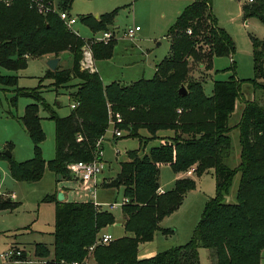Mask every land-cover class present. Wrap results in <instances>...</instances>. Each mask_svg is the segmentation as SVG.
Wrapping results in <instances>:
<instances>
[{"label": "trees", "instance_id": "1", "mask_svg": "<svg viewBox=\"0 0 264 264\" xmlns=\"http://www.w3.org/2000/svg\"><path fill=\"white\" fill-rule=\"evenodd\" d=\"M37 1L47 5L56 0L0 1V66L20 71L31 58H60L70 52L73 67L48 70L46 78L57 88L74 87L71 94L78 106L66 117L51 112L56 128V156L49 163L42 156L45 141L39 105L50 110L39 87L17 89V97L30 98L20 118L34 145V158L18 163L12 156L0 153V160L9 164L11 177L17 182L34 183L44 177L46 168L57 177V184L73 178L69 166L77 162H93L98 142L110 128V111L120 114L123 122L116 127L138 139L141 146L160 139L143 157L139 150L130 151L128 160L107 188H124L129 203L122 206L124 229L128 234L107 245H97L93 258L96 264H202L200 249L210 250L213 264H261L264 251V105L246 101L237 128L240 132V164L230 168L226 160L232 153L229 125L242 96L243 81L234 76L214 83L213 96L204 92L201 79L192 75L193 66L210 70L216 57H233L235 45L222 29L213 13V0H192L179 14L169 33V56L158 66L151 80L124 85H105L98 72L81 66L86 40L70 31L58 13L40 14ZM58 7L67 12L73 0H59ZM117 11L99 16H83L81 22L93 32L108 30ZM245 20L258 18L264 25V0L244 2ZM191 31V33H189ZM116 39L108 45L92 46L95 61L113 57ZM255 76L250 82L254 92L264 91V39L252 38ZM234 70V67H232ZM203 79V78H202ZM72 81H77L72 85ZM0 85L18 86V78L0 76ZM182 87L186 96H180ZM146 131L150 137H145ZM171 136H159L160 132ZM169 166L176 180L172 190L160 194V170ZM195 169L193 178L186 177ZM210 170L216 177V196L209 199L191 240L183 246L161 252L147 259L139 258V248L152 242L156 234L171 235L174 231L160 226L183 204L185 196L196 189V178ZM240 174L237 203L226 202L233 180ZM1 179V175H0ZM58 194L47 196L56 211L53 251L46 244L35 245V257L42 264H73L88 257L103 230L113 226L115 216L90 202H59ZM19 204L0 198V211H14ZM102 233V234H101ZM30 254L22 252L17 262L29 263Z\"/></svg>", "mask_w": 264, "mask_h": 264}, {"label": "rangeland", "instance_id": "2", "mask_svg": "<svg viewBox=\"0 0 264 264\" xmlns=\"http://www.w3.org/2000/svg\"><path fill=\"white\" fill-rule=\"evenodd\" d=\"M57 1L59 0H56L58 5ZM243 2L248 3L247 0H213V13L218 25L229 34L235 45L233 57H216L210 70L198 66L192 68V75L203 80L204 92L208 97L213 96L214 83L217 81H228L235 75L237 79L244 82L242 96L237 101L236 110L229 121L232 128L230 132L232 153L226 160V165L233 169L239 166L241 160L240 132L237 125L245 102L256 99L264 105V91L255 93L250 82L255 76L252 38L264 39V25L255 17L244 19ZM191 3L192 0H73L69 13L71 17L77 18L74 31L81 38L91 40L99 38L102 32H93L81 22L80 18L93 16L97 19L99 16L118 12L113 24L108 26V30L116 34L113 57L109 60L95 61V68L105 85L114 82L129 85L142 79L154 78L157 66L169 56L171 47L169 33L173 30L179 14ZM136 26L141 28L136 38L133 40L125 38L124 33ZM59 59L61 69L73 67V56L70 52L61 54ZM49 60L46 57L31 58L28 60V67L20 71L8 70L0 66V76L18 78L17 87L7 88L0 85V153L10 152L12 158L18 163L34 158L33 142L20 120L27 106L34 104V101L19 96L14 104L13 100L17 97L18 88L39 87L43 99L50 107V110H46L44 105H39V116L42 118L41 124L45 134L41 149L47 163L53 161L56 156V128L55 122L50 119L51 112L59 117H66L73 110L72 105L75 101L71 94L75 92V88L57 89L53 85V80L46 78L50 70ZM77 83L72 81V85ZM115 132V128L111 126L102 139V160L105 164L102 176L106 182L103 184L104 187H98L96 201L102 202L103 205L100 207L111 212L116 220L113 226L107 227L102 233H108L114 239H120L128 235L124 229L125 217L122 212L124 188H107L105 185L117 177L121 164L128 160L127 154L130 151L139 150V154L143 157L152 147L159 146L161 141L160 139L149 140L145 146H141L138 139L127 137L126 131H122L123 136L120 138L116 137ZM141 134L150 137L146 131H141ZM172 134V132L163 131L159 133V136ZM0 175V198L11 199L15 196L16 200L11 199V201L20 205L14 211H0V264H22L17 263V260L6 261L2 258L3 254L13 248L30 254L31 262L23 264H42L44 261L37 259L34 255L35 245L46 244L53 251L56 220L55 204L44 200L47 196L54 195L56 190L59 192L64 190L65 184L57 185V177L49 167L46 168L44 177L39 182H17L11 177L6 160H0ZM194 175L190 176L187 173L186 177L193 178ZM67 182H74L76 186L74 177ZM175 182V173L172 168L162 166L160 185L164 193L172 190ZM239 183L240 174L234 178L226 202L237 203ZM91 192L84 189L78 190L68 198L72 201L93 203L94 198ZM216 192L214 170L197 177L196 189L185 196L177 212L160 224L162 228L171 229L174 232L168 236L158 232L151 243L141 248L140 255L152 256V254L156 255L186 245L201 220L208 200L215 197ZM115 203H118V207L112 209L111 205ZM211 253L210 250L200 249L202 264H213ZM261 264H264V253Z\"/></svg>", "mask_w": 264, "mask_h": 264}, {"label": "built area", "instance_id": "3", "mask_svg": "<svg viewBox=\"0 0 264 264\" xmlns=\"http://www.w3.org/2000/svg\"><path fill=\"white\" fill-rule=\"evenodd\" d=\"M3 1V0H0ZM248 3L254 2L255 0H247ZM38 11L40 14H48V13H58L60 15V18L65 23L67 28L78 35L74 31V26L77 24V18L71 17L67 12H62L58 5L56 4V1L53 3H49L47 5L43 4L40 1H37ZM141 30L140 27H132L129 28L125 33V38L129 40H133L136 38L137 33ZM191 33V31H189ZM115 32L111 30L103 31L101 36L99 38H94L91 40H86V45L83 49V60L81 62V66L83 69L95 72V60L93 57L92 52V46L96 44H104L108 45L111 41L115 40ZM78 106V103H74L72 105V108L75 109ZM110 113V127L113 126L116 130L115 135L116 137H122V131L119 130L116 126L118 124H121L123 122L122 117L120 114H114L112 111ZM98 153L97 158L93 162H77L69 166V171L73 175V177L76 179V186L77 191L78 190H87L92 193V197L94 198V205L96 207H100V204L97 203V178L99 175L103 174L105 170V164L102 160V139L98 142ZM195 169H192L188 172V175H193ZM160 194H163V191H159ZM1 195V194H0ZM12 200H15V196L11 197ZM129 203V199L124 198L122 206ZM118 203L112 204L111 208H117ZM115 239L112 235L103 233L99 236L97 242L91 246L88 249V257L81 261V262H74L73 264H96L95 260L93 258V252L97 245H107L111 242H113ZM22 256V251L17 248H13L2 255V258L6 261H15L17 258ZM31 261L29 260V263Z\"/></svg>", "mask_w": 264, "mask_h": 264}, {"label": "crops", "instance_id": "4", "mask_svg": "<svg viewBox=\"0 0 264 264\" xmlns=\"http://www.w3.org/2000/svg\"><path fill=\"white\" fill-rule=\"evenodd\" d=\"M244 3V2H243ZM141 32V30L138 32V33H140ZM138 35V34H137ZM95 71L97 72V70H96V68H95ZM155 147V146H154ZM146 153V152H145ZM128 156V155H127ZM140 156H141V154H140ZM103 175H104V172H103ZM183 176H185V175H177V174H175V181L177 180V179H179V178H181V177H183ZM192 176V175H191ZM57 179V178H56ZM102 180V181H101ZM106 180V179H105ZM105 180H103V176H102V174L101 175H99L98 176V178H97V189H98V187L99 186H102V187H104L103 186V184L106 182ZM60 183H63V184H65V189L64 190H60V192H63L64 193V196H65V201L67 202H77V201H72V200H69V198H68V196H73V194H74V192H76L77 191V186H75V184H74V182H67V181H63V182H60ZM59 183V184H60ZM58 185V184H57ZM60 186V185H59ZM57 188H58V186H57ZM161 191H163L164 192V190L161 188ZM56 193L58 194L59 193V190H56ZM98 199V198H97ZM15 200H16V197H15ZM97 203L98 204H100V206H102L103 205V203L102 202H98V200H97ZM170 218V217H169ZM168 219V218H167ZM166 220V219H165ZM108 234V233H107ZM156 238V237H155ZM151 243V242H150ZM148 244V243H147ZM146 244H143V246L141 245L140 246V248H139V258L140 259H147V258H151V257H154L155 255L154 254H152V256H141L140 255V251H141V248H143L144 246H145ZM263 253H264V251H263ZM262 253V254H263ZM157 255V254H156ZM17 263H20V262H17Z\"/></svg>", "mask_w": 264, "mask_h": 264}, {"label": "water", "instance_id": "5", "mask_svg": "<svg viewBox=\"0 0 264 264\" xmlns=\"http://www.w3.org/2000/svg\"><path fill=\"white\" fill-rule=\"evenodd\" d=\"M99 17H97L98 19ZM59 63H60V59L59 58H52L48 61V65L50 67V70L52 71H56L59 67ZM187 90L185 87H182L179 91V95L180 96H186L187 95ZM6 155L8 157H11L12 155L10 154V152H6ZM57 199L59 202H64L65 201V196H64V193L63 192H59L58 193V196H57Z\"/></svg>", "mask_w": 264, "mask_h": 264}]
</instances>
